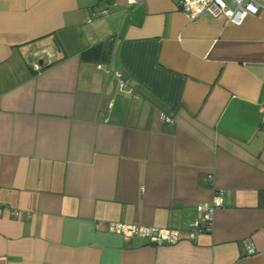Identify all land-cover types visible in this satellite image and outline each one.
Segmentation results:
<instances>
[{
  "label": "crops",
  "instance_id": "obj_1",
  "mask_svg": "<svg viewBox=\"0 0 264 264\" xmlns=\"http://www.w3.org/2000/svg\"><path fill=\"white\" fill-rule=\"evenodd\" d=\"M177 1L0 0V264H264V1Z\"/></svg>",
  "mask_w": 264,
  "mask_h": 264
},
{
  "label": "built area",
  "instance_id": "obj_2",
  "mask_svg": "<svg viewBox=\"0 0 264 264\" xmlns=\"http://www.w3.org/2000/svg\"><path fill=\"white\" fill-rule=\"evenodd\" d=\"M141 1L142 0H127V5L131 6ZM230 1L233 6H231L227 0H178L177 6L189 19H195L201 15L216 16L218 14H223L229 22L233 24H241L248 15L259 12L261 6L260 2L264 0ZM105 12L106 10L100 11V13ZM34 67L39 69L40 65L37 63L34 64ZM114 74L118 78L119 84L123 86L125 81L121 78V74L118 71H114ZM166 119L170 120V118L167 117ZM221 204V192L215 193L211 202L197 204L196 210L200 213V216L199 218H193L190 220L189 225L191 226V234L196 232H209L211 230L214 213ZM3 210V206H0V212ZM9 211L14 217L20 215L18 210L11 209ZM110 229L122 233L126 237H132L135 235L153 237L156 244H161L165 240L175 242L181 236L178 230L125 223H112Z\"/></svg>",
  "mask_w": 264,
  "mask_h": 264
},
{
  "label": "rangeland",
  "instance_id": "obj_3",
  "mask_svg": "<svg viewBox=\"0 0 264 264\" xmlns=\"http://www.w3.org/2000/svg\"><path fill=\"white\" fill-rule=\"evenodd\" d=\"M227 2H228L231 6H233V4H232V2H231L230 0H227Z\"/></svg>",
  "mask_w": 264,
  "mask_h": 264
},
{
  "label": "trees",
  "instance_id": "obj_4",
  "mask_svg": "<svg viewBox=\"0 0 264 264\" xmlns=\"http://www.w3.org/2000/svg\"><path fill=\"white\" fill-rule=\"evenodd\" d=\"M97 49H95V51H96Z\"/></svg>",
  "mask_w": 264,
  "mask_h": 264
}]
</instances>
